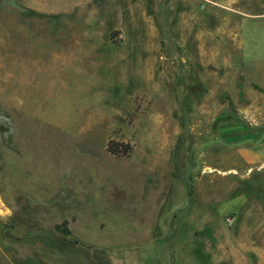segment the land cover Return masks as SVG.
<instances>
[{
    "label": "rangeland",
    "instance_id": "374dc122",
    "mask_svg": "<svg viewBox=\"0 0 264 264\" xmlns=\"http://www.w3.org/2000/svg\"><path fill=\"white\" fill-rule=\"evenodd\" d=\"M0 264H264V0H0Z\"/></svg>",
    "mask_w": 264,
    "mask_h": 264
},
{
    "label": "trees",
    "instance_id": "16d2710c",
    "mask_svg": "<svg viewBox=\"0 0 264 264\" xmlns=\"http://www.w3.org/2000/svg\"><path fill=\"white\" fill-rule=\"evenodd\" d=\"M107 151L118 158L128 157L131 152V146L128 144H122V143H110L109 147L107 148Z\"/></svg>",
    "mask_w": 264,
    "mask_h": 264
}]
</instances>
